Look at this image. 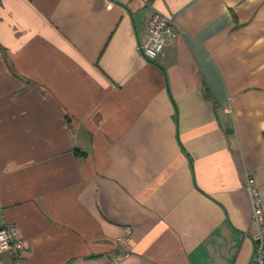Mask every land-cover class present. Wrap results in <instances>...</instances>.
<instances>
[{"label":"crops","instance_id":"0c3cea01","mask_svg":"<svg viewBox=\"0 0 264 264\" xmlns=\"http://www.w3.org/2000/svg\"><path fill=\"white\" fill-rule=\"evenodd\" d=\"M176 42L149 61L148 19ZM264 0H0L3 264H253Z\"/></svg>","mask_w":264,"mask_h":264},{"label":"built area","instance_id":"2783aa9c","mask_svg":"<svg viewBox=\"0 0 264 264\" xmlns=\"http://www.w3.org/2000/svg\"><path fill=\"white\" fill-rule=\"evenodd\" d=\"M147 35L140 44V51L149 61H156L164 55L166 47L176 42L175 21L163 13L153 14L146 25ZM253 205L252 222L256 227L255 255L253 264H264V202L261 191L248 185ZM28 248L22 230L17 225L8 224L0 228V264L10 254L20 255ZM123 257L116 256L108 264H120Z\"/></svg>","mask_w":264,"mask_h":264}]
</instances>
